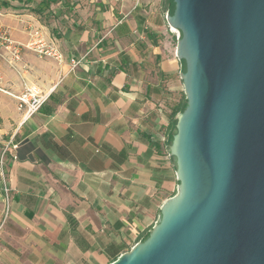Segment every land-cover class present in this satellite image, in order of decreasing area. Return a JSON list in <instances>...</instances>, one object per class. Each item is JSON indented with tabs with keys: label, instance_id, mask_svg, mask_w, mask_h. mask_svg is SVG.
<instances>
[{
	"label": "crops",
	"instance_id": "0c3cea01",
	"mask_svg": "<svg viewBox=\"0 0 264 264\" xmlns=\"http://www.w3.org/2000/svg\"><path fill=\"white\" fill-rule=\"evenodd\" d=\"M34 6H3L0 27L19 43L41 27L64 60L25 51L12 65L0 54L8 89L48 95L25 119L16 100L0 94V225L2 170L12 197L0 264H111L145 238L178 191L162 141L185 92L170 0Z\"/></svg>",
	"mask_w": 264,
	"mask_h": 264
},
{
	"label": "water",
	"instance_id": "95a60500",
	"mask_svg": "<svg viewBox=\"0 0 264 264\" xmlns=\"http://www.w3.org/2000/svg\"><path fill=\"white\" fill-rule=\"evenodd\" d=\"M178 192L111 264H264V0H173Z\"/></svg>",
	"mask_w": 264,
	"mask_h": 264
},
{
	"label": "built area",
	"instance_id": "2783aa9c",
	"mask_svg": "<svg viewBox=\"0 0 264 264\" xmlns=\"http://www.w3.org/2000/svg\"><path fill=\"white\" fill-rule=\"evenodd\" d=\"M4 8L0 4V16L4 14ZM31 51L42 58H52L57 61H63L64 55L58 43L48 36L41 27L31 26L29 29V38L25 43H19L12 39L10 31L7 27H0V54L5 53L6 58L9 59L12 65H16L22 60L23 53ZM73 67L78 65L76 59L71 60ZM0 94L9 95L17 101L18 109L23 113L24 118L27 119L40 110L44 102L47 100L48 95L39 93L33 89H25L20 93H14L3 84V73L0 70ZM163 142H168V136L162 137ZM4 150V155L7 152ZM3 155V157H4ZM4 158L1 159L0 164L4 165ZM1 180L4 191L5 213L0 225H4L9 218L11 210V188L7 181L6 173L1 171Z\"/></svg>",
	"mask_w": 264,
	"mask_h": 264
},
{
	"label": "rangeland",
	"instance_id": "374dc122",
	"mask_svg": "<svg viewBox=\"0 0 264 264\" xmlns=\"http://www.w3.org/2000/svg\"><path fill=\"white\" fill-rule=\"evenodd\" d=\"M37 1L38 0H0V4L6 7L11 6L12 8H15V9L29 8L30 11H34V10H37V8H35L34 6V3H36ZM43 1L45 2V0ZM24 4H29V7L24 6ZM182 96H183L184 101H187L185 92L183 93ZM148 233L146 234V236L148 235Z\"/></svg>",
	"mask_w": 264,
	"mask_h": 264
},
{
	"label": "trees",
	"instance_id": "16d2710c",
	"mask_svg": "<svg viewBox=\"0 0 264 264\" xmlns=\"http://www.w3.org/2000/svg\"><path fill=\"white\" fill-rule=\"evenodd\" d=\"M174 8H175V4H174V1L173 0H170V14L173 13L174 11ZM186 102L187 101H184V99L182 98L180 100V102L174 107L173 109V112H172V115H171V127H170V132H169V135H168V144L170 143L171 141V138H172V134H173V131L175 129V123H176V115L183 111L184 108L186 107Z\"/></svg>",
	"mask_w": 264,
	"mask_h": 264
}]
</instances>
